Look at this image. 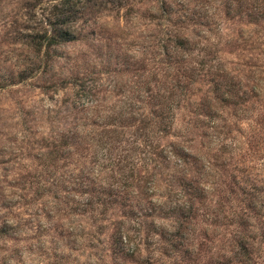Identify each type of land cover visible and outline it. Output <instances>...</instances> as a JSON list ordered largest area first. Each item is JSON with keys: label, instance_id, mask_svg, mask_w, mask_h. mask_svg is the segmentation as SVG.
Segmentation results:
<instances>
[{"label": "rangeland", "instance_id": "rangeland-1", "mask_svg": "<svg viewBox=\"0 0 264 264\" xmlns=\"http://www.w3.org/2000/svg\"><path fill=\"white\" fill-rule=\"evenodd\" d=\"M205 172L232 221L264 192V0H0V264H245L233 225L199 220L196 263L150 231L171 217L134 231Z\"/></svg>", "mask_w": 264, "mask_h": 264}, {"label": "trees", "instance_id": "trees-1", "mask_svg": "<svg viewBox=\"0 0 264 264\" xmlns=\"http://www.w3.org/2000/svg\"><path fill=\"white\" fill-rule=\"evenodd\" d=\"M68 32V30L62 29H60V31H55V33L50 35L49 43L55 44L57 41L56 37H59V41L68 40ZM147 119L148 121L146 122V126L148 124L152 125L153 122H155L153 119H151V117ZM145 136L147 137V135ZM172 153H169V156H167L168 158L166 165L169 164ZM188 156L189 154L185 153V149H179V155L177 157L173 156L174 167H183ZM203 166L208 170H212L213 175L217 173L216 169H213L212 164H210L208 161H206ZM205 175L210 174H206L205 172V174H203L201 177L202 180H199L195 184L194 181H191L193 184L186 183L185 187H182L179 191L174 192V198H170V196H168V198L162 197V201L160 199H155V203L151 208H149L147 211H139L137 213V220L133 226L134 231L139 232V230L143 228L141 214H146L147 216L153 217L152 219L154 220L156 218L159 219L160 217H171L170 223L172 224L165 225L160 222L158 225L151 227L150 231L158 232L159 237L164 242L168 243V249L173 250V252H179L185 257H190L192 255L190 259H193V263H196L198 257L200 258V256H202L201 250L204 243H199L197 246H195L193 244L194 239H190V236H193L196 233L195 225L198 224L199 220L201 219L204 221V223L209 221V225H216L217 222L221 223L223 226L228 224L233 225L235 228V230L231 232L233 237L229 238L227 245L229 247V244L232 243V246L238 248L239 253H242L241 256L245 257V264H252V258L254 256H251L252 250L249 247L250 243H248L245 238L250 237L247 235V232L252 233L250 228L251 221L258 219L259 217H264V192H257L259 197L256 196L254 199H252L254 203L251 200L250 206L252 207V211H250L248 208V210L242 211L241 216L238 217V220L235 219L232 221L231 216L225 214L224 205L226 202H231L235 198L230 197L228 199V197H226V195L229 194L225 193V190H223L221 187L222 184L220 182L212 181L206 184L203 180ZM235 183L236 186H239L238 182ZM149 189L153 192L158 188L157 186L155 187L153 182H150ZM170 200L174 201L172 204L166 206L164 202ZM196 204H201L204 208L201 209ZM9 228L6 224H3L1 232L4 233V235H7L8 231L6 230ZM159 229H161V231H158ZM208 230L209 229L206 225L202 226L203 235H206ZM14 231L17 232L18 229L16 228ZM135 232L131 234L128 233V231L119 228L112 236V244L116 243V247L119 249V251H122L126 246L134 245L133 240L138 237ZM222 237L225 238V235L222 234ZM151 242L156 243L157 241L153 240ZM228 250L230 251L229 248Z\"/></svg>", "mask_w": 264, "mask_h": 264}]
</instances>
